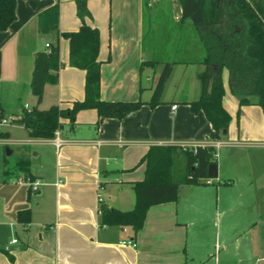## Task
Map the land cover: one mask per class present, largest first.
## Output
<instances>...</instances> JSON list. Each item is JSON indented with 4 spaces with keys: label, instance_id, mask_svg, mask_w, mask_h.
Instances as JSON below:
<instances>
[{
    "label": "crops",
    "instance_id": "1",
    "mask_svg": "<svg viewBox=\"0 0 264 264\" xmlns=\"http://www.w3.org/2000/svg\"><path fill=\"white\" fill-rule=\"evenodd\" d=\"M56 1L58 29H77L81 19L75 0H18L16 19L0 30V105L5 116L18 115L20 108L36 103L30 89L34 56L57 39L55 30L38 29L37 17ZM154 4L158 5L155 10L150 8ZM86 6L91 15L85 21L99 29L101 98H140L143 103L120 118L101 117L92 107L80 109L73 126L62 118L59 144L54 137H31L25 129L27 138L17 144V159L29 161L40 183L29 193L27 183L14 181L15 174L23 172L11 170L9 179H4L8 186L25 184V190L9 199L0 212V264H219L228 236L221 247L219 241L208 247L214 237L212 217L218 211L221 186L235 184L237 177L241 180L235 190L237 200L231 203L229 195L222 194V207L228 209L241 199V228L234 233L236 238L241 235V264H248L253 255L251 264H257L264 258L258 247L264 240V201L258 204L255 199L258 191L264 196V172L254 169L259 152L264 153L262 108L254 101L239 106L238 96L222 75V103L231 113L227 134L217 137L204 112L191 109L189 102L201 92L199 73L204 69L205 49L195 25L182 18L181 5L176 6L175 0H155L151 6L146 0H100L97 5L86 0ZM162 8L173 13L178 23L175 52L179 57L167 60L172 67L161 101L151 106L148 101L164 60L154 59V44L151 47L148 36L155 29L151 16ZM58 43V79L44 84L40 108L67 106L84 97L85 70L69 63L68 39L60 35ZM150 59L155 63H142ZM16 123H3L9 136L0 138L9 139ZM166 143L213 145L218 176L180 183L177 198L151 205L136 232L128 225L101 224V202L121 210L134 206L133 181L144 175L141 157L151 144ZM249 143L257 145L253 152L245 148ZM23 208H29L27 223L18 219ZM14 236L16 242L11 241ZM247 240L254 249L246 247Z\"/></svg>",
    "mask_w": 264,
    "mask_h": 264
},
{
    "label": "trees",
    "instance_id": "2",
    "mask_svg": "<svg viewBox=\"0 0 264 264\" xmlns=\"http://www.w3.org/2000/svg\"><path fill=\"white\" fill-rule=\"evenodd\" d=\"M18 0H0V30L7 29L16 19ZM77 15L81 24L74 30H59V2L39 12L37 26L40 31L55 30L56 42L48 49L39 50L34 56L30 77V89L36 96V103L23 110L12 120L25 126L31 137H54L60 129L62 118H68L71 126L77 112L83 108H95L101 117H123L135 111L143 101L138 99L108 100L100 96V65L98 59L99 29L85 21L90 16L86 0H76ZM182 18H189L196 28L205 52L202 56L204 69L199 73L201 92L190 101L193 111L202 110L210 121L216 136H225L231 113L224 107L225 92L222 79L223 69L228 72L229 90L238 96L239 106L255 102L264 113V0H179ZM68 39L69 63L85 70L84 97L74 99L70 105L51 104L38 107L46 82L55 83L60 67L58 37ZM142 63H155L145 60ZM172 62L166 61L153 87L148 101L151 106L161 101L165 81L170 74ZM251 97H254L252 100ZM239 108L237 109V114ZM5 117L0 105V123ZM225 130V131H224ZM9 136V131L0 126V137ZM180 145L151 144L141 157L144 161V175L133 181L134 206L128 210L99 204L101 224L128 225L138 231L145 219L147 209L154 204L175 200L180 183H196L207 177L209 163L216 161V148L211 144H196L183 151L184 170L176 174L175 161ZM15 170L23 172L25 178L33 179L29 161L19 158ZM11 169H5L9 179ZM30 193V187H28ZM22 223L29 221V208L18 210ZM186 264V261L180 263Z\"/></svg>",
    "mask_w": 264,
    "mask_h": 264
},
{
    "label": "rangeland",
    "instance_id": "3",
    "mask_svg": "<svg viewBox=\"0 0 264 264\" xmlns=\"http://www.w3.org/2000/svg\"><path fill=\"white\" fill-rule=\"evenodd\" d=\"M92 1L94 2L95 5H97V2H99L100 0H92ZM177 2L180 3L179 0H175L176 6H177ZM75 6L77 8L76 0H75ZM157 6H158L157 4H154L150 8L155 10V8H158ZM172 18H173V13H171L168 9H165V8H162L161 11L158 10L157 14H154L151 16V20L155 22L154 23L155 25H153L155 29L153 31L156 37L154 38L153 37L154 33L150 31L148 40H150L151 47H152V44H154L153 48H151V50L155 52L154 59L157 61L164 60V63L167 60L173 59L174 57L176 58L179 57L178 56L179 53L175 52V49H176L175 41L176 39H178V32H177L178 28H176L177 26L176 24L178 23H176ZM187 22H190V20L188 19ZM153 40H155L154 43L152 42ZM222 75H223L225 82H227V69L226 68L223 69ZM239 113L240 112H238L237 115H239ZM233 114H235V111H233ZM250 115L257 118L259 116V113L255 114V112H250ZM15 116H17V114ZM19 124L20 123L17 122L12 127V134L9 139L3 140L2 138H0V212L3 210L4 205H6L9 202V199L17 196L20 190L22 191L25 190L24 189L25 184L24 185L14 184V185H9V186L7 184H4L5 169L9 168L15 171V169L13 168V165L15 164L17 160V156H18L17 155L18 151L16 149L17 144L21 142V140L23 141L25 138H27L25 134V128ZM0 126L2 129H4L3 128L4 124L0 123ZM220 137H223V136H220ZM192 146L193 145H186V144L180 145V149H179L180 151L178 152L176 161H175L176 174L183 172L184 170L185 163H184V157H183L182 150H185ZM245 146L248 152H253V150H255L254 149L255 146L257 145L253 143H249V144H246ZM8 148H14V152L8 153V150H7ZM259 154L261 155V158L258 164H255L254 169L256 171H258V169L259 170L263 169L262 171L264 172V153L259 152ZM19 176H21V173L17 175L15 174L14 179ZM243 177L245 178V176ZM244 183L245 182H243V184ZM240 185H241V180H239L237 177L235 184L233 185L223 184L221 186V189L219 191L220 199H219L218 211L217 213L215 212L212 217V227L214 231V237L212 239H209L208 247L210 248L211 243L214 241H217V242L219 241V244L221 247V243L224 239L223 237L228 236L226 239L228 241V247L227 249L224 248L223 250L222 249L220 250L219 264H241V249H242L241 235H239V237L236 238L234 234L236 230L241 228V199H238V203H235L232 206L230 205L228 209H225L224 207H222V197H221L222 194L229 195L230 197L229 202L234 203V201L237 200V198H234L237 192L235 190ZM255 199L257 203L259 204V202L262 203L264 201V196H262V193L258 191L256 193ZM215 205L216 203L214 199V207ZM1 219H3V217L0 214V220ZM246 247L248 249H254L253 248L254 243L252 242L250 243L249 240H247ZM258 247L259 249L261 248V251H264V240L261 241ZM253 251L258 254L257 251L255 250ZM216 255H217V251H216ZM255 257L256 256L253 255V257H251L253 260L252 261L250 260L248 264H251L254 261ZM211 262L213 261L211 260ZM205 264H212V263L206 262ZM257 264H264V258L258 261Z\"/></svg>",
    "mask_w": 264,
    "mask_h": 264
},
{
    "label": "built area",
    "instance_id": "4",
    "mask_svg": "<svg viewBox=\"0 0 264 264\" xmlns=\"http://www.w3.org/2000/svg\"><path fill=\"white\" fill-rule=\"evenodd\" d=\"M154 1H155V0H146V4L149 5V6H151V5L153 4ZM46 45L48 46V43H47ZM175 107H176V104H173V105H172V108H175ZM15 117H16V116H14V115H13V116H5V117L2 119L1 123L3 124V123L10 122V121H12ZM62 140H63V139L59 137L58 131H56V132H55V136H54V141H55V143L59 144ZM14 181H16V182H24V183H27V184L29 185L31 191L36 190V189L38 188L39 183H40V181H39L38 179H35V178L31 179V178H29V177H28V178H25L23 175H21V176L15 178ZM17 240H18V237L14 236V237L12 238L11 241L16 242ZM127 242L130 243V242H132V240L129 239V240H127ZM132 243H133V242H132ZM133 244H134V243H133Z\"/></svg>",
    "mask_w": 264,
    "mask_h": 264
},
{
    "label": "water",
    "instance_id": "5",
    "mask_svg": "<svg viewBox=\"0 0 264 264\" xmlns=\"http://www.w3.org/2000/svg\"><path fill=\"white\" fill-rule=\"evenodd\" d=\"M19 111L21 112L22 108H20ZM10 152H11V149H8V153ZM207 176L208 177L218 176L217 161H212L211 163H209L208 168H207Z\"/></svg>",
    "mask_w": 264,
    "mask_h": 264
}]
</instances>
